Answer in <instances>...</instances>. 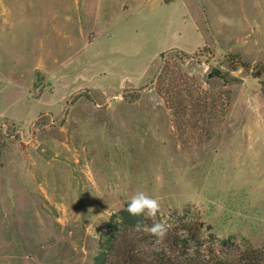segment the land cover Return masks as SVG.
Returning <instances> with one entry per match:
<instances>
[{"label":"rangeland","instance_id":"1","mask_svg":"<svg viewBox=\"0 0 264 264\" xmlns=\"http://www.w3.org/2000/svg\"><path fill=\"white\" fill-rule=\"evenodd\" d=\"M5 123L0 264H92L141 190L184 260L262 247L264 0H0Z\"/></svg>","mask_w":264,"mask_h":264},{"label":"trees","instance_id":"2","mask_svg":"<svg viewBox=\"0 0 264 264\" xmlns=\"http://www.w3.org/2000/svg\"><path fill=\"white\" fill-rule=\"evenodd\" d=\"M163 1L171 3L175 0ZM237 62L242 63L240 60ZM180 91L178 93L181 94L184 90ZM15 130L16 127L8 123L0 126V158L10 139L18 136ZM127 206L128 203L111 216L108 224L109 234L102 239L92 264H264V245L257 248L250 245L244 249L238 246L232 248L225 239L219 241L218 251H215L214 246L212 247L213 244L208 245L211 250H208L203 259L186 257L184 260V246L190 240H198L199 231L203 226L202 222L197 225L192 220L181 221L178 227H169L164 244L159 250H154L152 242L155 237L147 232L134 230L137 223L150 227L153 223L152 219L145 216H131L126 211Z\"/></svg>","mask_w":264,"mask_h":264},{"label":"clouds","instance_id":"3","mask_svg":"<svg viewBox=\"0 0 264 264\" xmlns=\"http://www.w3.org/2000/svg\"><path fill=\"white\" fill-rule=\"evenodd\" d=\"M126 211L134 217L155 218L161 212V202L157 198L147 195L142 190L137 191L131 196ZM134 230L137 232L144 231L155 237L152 242L153 249L159 250L167 237L169 226L165 222L153 219L150 227H144L141 223H137Z\"/></svg>","mask_w":264,"mask_h":264}]
</instances>
